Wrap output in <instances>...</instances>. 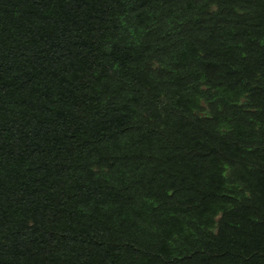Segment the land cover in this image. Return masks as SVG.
Wrapping results in <instances>:
<instances>
[{"label": "trees", "instance_id": "obj_1", "mask_svg": "<svg viewBox=\"0 0 264 264\" xmlns=\"http://www.w3.org/2000/svg\"><path fill=\"white\" fill-rule=\"evenodd\" d=\"M0 264H264V0H0Z\"/></svg>", "mask_w": 264, "mask_h": 264}]
</instances>
